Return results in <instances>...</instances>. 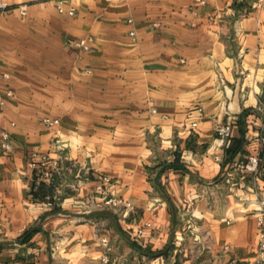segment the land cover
Instances as JSON below:
<instances>
[{"label":"crops","instance_id":"1","mask_svg":"<svg viewBox=\"0 0 264 264\" xmlns=\"http://www.w3.org/2000/svg\"><path fill=\"white\" fill-rule=\"evenodd\" d=\"M73 6L67 17L54 0H0V94L13 93L0 108V264H102L103 239L107 264H253L264 0ZM88 36L89 51L70 45ZM225 123L242 142L231 158L214 132ZM251 156L256 173L238 167ZM102 177L132 212L101 205Z\"/></svg>","mask_w":264,"mask_h":264},{"label":"built area","instance_id":"2","mask_svg":"<svg viewBox=\"0 0 264 264\" xmlns=\"http://www.w3.org/2000/svg\"><path fill=\"white\" fill-rule=\"evenodd\" d=\"M199 2L200 0H196ZM56 12L60 15L67 17H73L75 15V8L73 6V0H54ZM3 8V7H2ZM134 37V32L129 34ZM93 42L92 37L88 36L77 41H70V45L81 51H89L91 44ZM9 76L7 74L2 75L3 80H8ZM13 97V93L10 90H5L0 94V108L4 105V100L6 98ZM42 124L48 127H53L59 124L57 119L43 118L41 120ZM195 126V124L193 125ZM216 138L228 146L232 137V125L231 123L221 124L214 129ZM0 149L4 151L11 150L10 136L7 131L2 130L0 133ZM217 161H219L217 159ZM48 159L42 157L37 161H32L30 167L32 169L40 168L41 170L47 165ZM52 166L54 169L57 168V163L53 162ZM259 166V158L257 156H251L248 158L247 162L241 163L238 167L249 173H256ZM42 178H49V172L44 171L41 173ZM110 183V179L107 177H102L100 179V186L96 189L99 191L100 195L103 196L101 205L110 208L116 212L122 213V215H127L134 210L132 204L129 201H125L120 198L111 197L104 195V186ZM256 227H257V246H256V258L253 264H264V198L258 201V208L256 210ZM153 229L152 223L145 222L139 228L136 229L137 236H143L146 231H151ZM104 247V254L101 257L102 264H107L109 262V252L111 248L108 245L106 239L101 241Z\"/></svg>","mask_w":264,"mask_h":264},{"label":"trees","instance_id":"3","mask_svg":"<svg viewBox=\"0 0 264 264\" xmlns=\"http://www.w3.org/2000/svg\"><path fill=\"white\" fill-rule=\"evenodd\" d=\"M241 145H242V142L240 140L233 142V143L231 140L230 145L226 148V153L230 154V158L241 150ZM50 192H51L50 187L47 188L45 186V184H43V183L38 184V187L36 190L37 195H39L43 198L46 195H50Z\"/></svg>","mask_w":264,"mask_h":264},{"label":"rangeland","instance_id":"4","mask_svg":"<svg viewBox=\"0 0 264 264\" xmlns=\"http://www.w3.org/2000/svg\"><path fill=\"white\" fill-rule=\"evenodd\" d=\"M104 207V206H103ZM114 211V210H113ZM114 212H116V211H114ZM117 213V212H116Z\"/></svg>","mask_w":264,"mask_h":264}]
</instances>
